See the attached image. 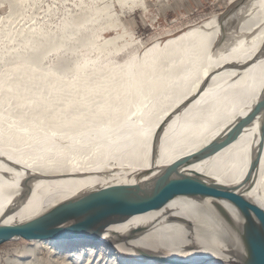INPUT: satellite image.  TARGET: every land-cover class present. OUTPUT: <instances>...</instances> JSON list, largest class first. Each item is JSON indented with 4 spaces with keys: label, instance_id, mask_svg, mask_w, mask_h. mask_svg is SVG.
<instances>
[{
    "label": "bare ground",
    "instance_id": "6f19581e",
    "mask_svg": "<svg viewBox=\"0 0 264 264\" xmlns=\"http://www.w3.org/2000/svg\"><path fill=\"white\" fill-rule=\"evenodd\" d=\"M96 8L70 23L85 27L114 15L109 3ZM115 39L95 47V61L72 49L74 60L63 59L61 70L43 67L42 59L64 40L41 53L44 42L25 55L13 45L4 51L10 57L0 67V222L27 223L102 185L180 171L238 191L264 209V135L249 182L260 137V118H253L264 94V0H240L226 16L158 41L137 65L136 78L123 70L128 61L113 64L105 60L109 52L101 55ZM242 224L226 200L175 196L109 224L96 240L34 241L23 250L31 255L25 252L24 262L16 248L11 264L33 262L39 245L51 264H78L82 254L105 264L238 262Z\"/></svg>",
    "mask_w": 264,
    "mask_h": 264
},
{
    "label": "rangeland",
    "instance_id": "374dc122",
    "mask_svg": "<svg viewBox=\"0 0 264 264\" xmlns=\"http://www.w3.org/2000/svg\"><path fill=\"white\" fill-rule=\"evenodd\" d=\"M238 1L240 2V0H233V3L231 0H133L129 4L121 5L115 0H0V67L4 60L10 57L4 51L11 45L15 46L16 52L25 55L27 52L35 51L34 46L38 42L45 43L37 47L36 52L41 53L54 43L64 40L63 46L54 47L56 49L47 52L42 59L43 67L52 65L51 68L61 70L60 63L65 67L64 61L75 57V54H71L72 49H75L74 53L78 57L92 58L91 60L95 61L97 53L95 47L103 44L107 38L116 37L113 42L103 46L104 53L101 55L105 57L107 56L105 53L109 52L105 60L113 64L128 61L123 70L128 77L136 78L137 65L150 57L151 49L158 41L163 42L172 38L187 26L214 15L226 16L228 9ZM107 3L111 4L113 16L106 18L101 15L98 21L93 19L95 22L85 23L83 25L85 27H77L70 23L71 20L75 21V18L78 21L85 13L90 15L89 11L93 12V9L97 10L96 7ZM80 15L81 17H78ZM47 33H51L50 36ZM231 36L232 32L227 31L226 40ZM9 37L14 38L13 44L8 42ZM85 37L88 40H85ZM80 39H84V42ZM30 46L33 47L25 50ZM34 56L37 57L36 54ZM33 242L9 241L0 244V249L18 248L17 259L24 262L29 253L23 250L32 246ZM40 246L32 255L35 257L33 264L50 263V258L47 257L50 254L45 247ZM82 255L77 261L78 264H105L104 261L99 262L94 255L90 257ZM39 256H43L44 260ZM225 264L241 263L233 261Z\"/></svg>",
    "mask_w": 264,
    "mask_h": 264
},
{
    "label": "water",
    "instance_id": "95a60500",
    "mask_svg": "<svg viewBox=\"0 0 264 264\" xmlns=\"http://www.w3.org/2000/svg\"><path fill=\"white\" fill-rule=\"evenodd\" d=\"M260 118L256 155L251 166L250 183L258 162L264 135V94L258 99L254 118ZM241 131L232 133L210 145L205 154L237 137ZM162 177L143 180L133 184L102 185L80 199L63 203L22 224L0 222V244L25 240L77 242L96 240L98 233L109 224L148 211L175 197L189 196L209 200H226L241 214L243 224L241 241L244 255L241 264H264V209L252 203L233 189H226L206 181L200 175L180 171L164 173ZM166 260V259H165Z\"/></svg>",
    "mask_w": 264,
    "mask_h": 264
},
{
    "label": "built area",
    "instance_id": "2783aa9c",
    "mask_svg": "<svg viewBox=\"0 0 264 264\" xmlns=\"http://www.w3.org/2000/svg\"><path fill=\"white\" fill-rule=\"evenodd\" d=\"M14 249H0V264H11V261L15 258ZM39 258L44 260L43 256H39ZM26 264H33V262L30 260Z\"/></svg>",
    "mask_w": 264,
    "mask_h": 264
}]
</instances>
